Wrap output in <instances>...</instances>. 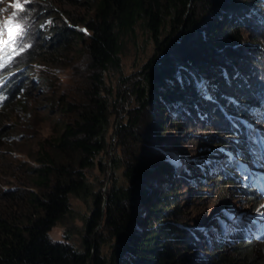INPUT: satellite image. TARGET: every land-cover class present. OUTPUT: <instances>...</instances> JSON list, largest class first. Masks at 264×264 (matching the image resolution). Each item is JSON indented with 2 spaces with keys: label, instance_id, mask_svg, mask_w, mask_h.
<instances>
[{
  "label": "trees",
  "instance_id": "1",
  "mask_svg": "<svg viewBox=\"0 0 264 264\" xmlns=\"http://www.w3.org/2000/svg\"><path fill=\"white\" fill-rule=\"evenodd\" d=\"M192 1L200 4L202 10L193 18L189 15L185 19L194 5ZM257 2L44 0L42 5H38L37 20L40 21L33 28L34 31L37 29L39 38L29 54L26 50L17 53L18 56L26 54L31 57L30 61L21 63V67L26 68L19 77L20 99L11 101L0 111V149L5 148L11 139V134H6L2 125L15 107L14 102L20 104L21 99H28L35 85L40 86V82L31 81L33 71L28 69L33 65L54 64L56 58L67 57L72 52L78 54L80 62L73 68L76 83L66 99L61 100L64 119L54 129L53 135L40 141L35 164L26 165L30 180L23 182L13 175L15 186L0 190V264H180V248L189 250L204 246L203 240H199L200 235H194V240L185 237L188 233L186 225H181L177 216L180 212L179 202L174 197L177 189H172L177 183L172 180L173 168L161 155L157 166L159 182L171 183L172 187L160 185L151 195L143 196L144 185L135 198L134 178L148 152L144 158V153L135 156L132 165L124 162L121 153L138 145H141L142 152L147 147L142 139L143 129H131L138 122H130V129L121 125L117 130L112 162L114 177L105 193L107 204L103 192L95 190L87 171L98 168L107 173L109 169L106 156L111 146L112 117L119 114L118 99L122 97L120 80L111 86L106 75L121 72L122 57L128 43L136 38L138 28L156 34L167 29L171 21L177 23L179 30L185 25L183 34L165 56L157 59L145 82L135 86L133 109L153 106L169 112V115L170 109L178 103L183 111L180 113L187 120L191 118L193 121L187 116V109L193 117H207L204 124L212 123L210 114L217 117L222 137L213 140L214 145L208 148L205 160L191 164L186 174L190 181L200 184L201 180L206 181V162L222 164L215 160L216 153L244 149L245 120H249L245 101L238 104L228 98L224 87H230L234 96L245 89H251L253 93L250 83L260 73L264 74V43L258 40L264 36V15L260 10L252 9ZM222 3L225 4L220 8ZM260 7L263 8L264 3ZM219 9L225 10L219 13ZM202 25L203 31L197 35ZM246 25L252 28L253 35L244 37L242 30ZM173 51L178 52V58L170 57ZM41 80L43 85H48L47 77H41ZM197 80L205 84L203 89L196 86ZM210 94L215 96L217 103ZM125 137L133 142L127 144ZM217 157L221 161L225 155L217 154ZM120 170H123L124 178L115 176ZM214 172L222 180L225 178L237 185L224 182L235 189L230 194L242 191L237 182L241 186L243 183L236 168ZM73 195L89 204L91 209L84 220L83 250L69 241H53L49 236V232L64 223L72 212L70 196ZM224 196L227 198L229 193ZM137 199L148 215L143 222L145 230L139 237L130 236L131 218L121 222L124 212L131 205L136 207ZM234 208L235 204L230 203V199L217 207L214 213L217 222L229 225L226 216L234 213ZM166 210H169L167 214L164 213ZM170 213H173L174 220L168 219ZM108 228H112L116 241L112 245V255L106 257L103 251L105 239L100 229ZM205 242L213 249V256L226 250L220 241L217 245L212 244L208 230ZM257 245L253 242L237 244L234 247L236 255L230 259L221 256L212 261V254L205 259L199 256L197 264H262L255 259ZM123 247L126 253L121 256Z\"/></svg>",
  "mask_w": 264,
  "mask_h": 264
},
{
  "label": "rangeland",
  "instance_id": "2",
  "mask_svg": "<svg viewBox=\"0 0 264 264\" xmlns=\"http://www.w3.org/2000/svg\"><path fill=\"white\" fill-rule=\"evenodd\" d=\"M42 2H44V0H3V2L0 3V9H3V11H0V30H2L7 20L16 22V16L14 14L25 15V20L27 22L26 27L28 29L26 42L30 44V47L25 48L28 54L32 45H35L37 37L39 38L37 29L35 28L34 31L33 26L37 25L38 21H40V19L37 20L39 15L37 7L38 5H42ZM17 3L21 5L20 8L16 7ZM262 3L264 2L258 0L257 4L252 6V9L260 10V14L264 15V7H260ZM193 4L192 1V5ZM224 4L225 3H222L220 8ZM225 9H219V13L224 12ZM201 10L202 6L200 4H194L189 14L185 16V19L189 15H191L190 18H193ZM180 17L181 14L178 18L180 19ZM241 26H243V24ZM203 27L204 25L200 27L201 30L197 31V35L203 31ZM245 27L246 28L242 30L244 37L250 34L253 35L252 28L248 25ZM184 30L185 25L182 28L180 26L179 30V26L173 21H171L169 27L163 29L161 33L150 34L143 28H138L136 38L128 43L125 54L122 57L121 72H111L106 75V81L111 86H115L120 80L118 83L122 91V97L118 99L119 114L112 117L113 125L110 131L111 146L109 154L106 156L109 169L107 173H102L98 168H94L88 170L87 175L95 187V190L97 192H103L104 199H106L105 204H107L108 200L105 193L111 179L114 177L112 174V162L115 155L113 147L117 141V130L121 125L127 126V129H130V122H138V125L131 129H138V127L139 129H143L144 136L142 139H144L147 147L143 152L141 151V145H138L133 147L129 152L121 153L123 160L125 163L132 165L135 156L144 153V158L146 152H148L146 163L142 168L145 185L143 196L151 195L160 185L163 187H172L171 183L162 184L159 182L160 174L157 166L158 163L161 162L160 155L169 163L171 168H173L171 174L172 180L177 183L172 189H177V192L174 193L175 201L178 200V205H180V212L177 216L181 225H186L188 233H185V237L186 239L191 238V240H194L193 236L197 234L201 236L199 240L202 239L204 242V246L201 248L194 247L189 250H182L180 248V264H197L199 256L205 259V257L211 256L210 254H212V261H216L221 258V256L230 259L236 255L234 247H230V241H226V236L218 234L219 223L214 213L217 207H220L226 201H229V199L230 203L235 204V208H244L246 197L242 192L230 194V191L235 189L230 188L224 182L231 183L235 187H237V185L227 181L225 178L222 180L219 176L217 177L214 171H220L222 168H230L228 167L229 164L227 165L224 163V160H228L229 162L234 161L235 165H239V170L242 169V175L238 174V177L243 183L247 181V171L241 165L240 155L237 149L224 150L215 155V160H218V162L224 165L206 162V181L200 179V184L190 181L186 174L191 164L204 161L208 148L214 145L212 144L214 143L213 140L217 137H222L220 131L222 127L221 125L217 127L219 123L217 117L210 114L213 124L211 122L204 124L203 120L207 117H193L187 109V116L192 117L193 121H191V118L187 120L186 116L180 113L183 111L180 110V105L178 103L172 107L173 109H170L171 113L169 115V112H163L161 108H155L153 106L141 109L138 108L136 110L133 109L135 103V86L145 82L146 77L155 67L157 59L165 54L166 50L163 49L167 45L168 47L166 49H168L171 44L177 41V38L183 34ZM258 40L264 43V36L258 38ZM38 43H40L39 39ZM178 56V52L173 51L170 53V57L172 58H178ZM221 56L222 55L218 57V60ZM29 58L31 59L30 56L28 57L25 55L21 59V63L25 64L30 61ZM79 62L80 57L78 54L72 52L68 54L67 57L63 56L56 58L54 64L48 66L33 65L28 69L33 71V74L30 75L31 81L33 83L40 82V86L39 84L35 85L34 90L28 94V99L24 101L21 99L22 102L20 104L14 102L15 107L8 113L9 116H7L2 125L5 129V133L11 134V139L8 140L5 148L0 149V190H7L15 186L13 175L23 182L30 180L26 165L33 166L35 164L34 160L39 151L40 141L53 135L54 129L59 122L64 119L61 100L66 99V95L70 88L76 83L73 68L77 66L76 64ZM21 63L18 67H21ZM25 68L17 71L19 77L24 72ZM41 77L48 78V85H43L41 83ZM195 83L196 86L201 89L205 86L200 80H197ZM251 87L264 90L263 73H260L255 80L250 83L249 88ZM224 89L225 95L235 100L238 104L243 103L251 94V89H245L239 90L237 96H234L230 87L225 86ZM209 90L210 89H208V91ZM210 97L212 100H215L216 103L218 102L213 94H210ZM22 105H24V107ZM125 142L130 144L133 141L125 137ZM229 152L230 155H228ZM226 153L227 156L219 161L217 154L225 155ZM117 175L119 178H124L123 170L118 171L115 176ZM202 177H204V175H202ZM216 178H218V180H216ZM228 178L232 179L231 177ZM237 183L240 187V183ZM227 193H229V196L226 198L227 195H224ZM70 203L72 212L64 223L58 224L49 232V236L53 241H69L77 247V249L83 250L82 233L84 231V220L89 216L91 209L89 204L74 195L70 196ZM133 207L131 205V207L124 212L121 222L127 217L131 218L130 236L139 237L145 230L143 222L146 221L148 215L142 210L140 200L138 201L137 199V205L134 209ZM171 209L173 210L174 208ZM168 211L169 210H166L164 213L167 214ZM172 214L173 213H170V215H168V219L174 220ZM244 215V211L231 213L229 215V225H237ZM103 225H105L104 222ZM206 230L209 231L212 244L217 245L220 241V243L225 246V252L220 251L216 254L217 256H213V249L205 242ZM100 231H102V235L105 239L103 249L104 255L106 257L111 256L113 252L112 245L116 241V238L112 235L113 230L112 228H108L100 229ZM195 241L197 242L196 239ZM125 247L122 248L121 256L126 253ZM255 247H259L256 248V261H260L264 264V246L257 245Z\"/></svg>",
  "mask_w": 264,
  "mask_h": 264
},
{
  "label": "clouds",
  "instance_id": "3",
  "mask_svg": "<svg viewBox=\"0 0 264 264\" xmlns=\"http://www.w3.org/2000/svg\"><path fill=\"white\" fill-rule=\"evenodd\" d=\"M15 25H18L15 21L7 20L2 27V30H0V97L5 98L0 99V111L3 110L11 101L20 99V97L18 96V94L21 93L19 74H17V71H15V69L20 65L21 59L26 54L18 56L17 53L23 52L25 51V49L23 51H20L15 43L9 42L11 41L8 37L9 32L16 30L14 27ZM21 28L22 25L21 27H19V29ZM9 59H13L10 65L6 64L7 60ZM249 99L253 101L258 100L260 101V103H263L264 90L261 91L258 88H254L253 93L250 94ZM244 196L246 197V200H249L247 198V195ZM246 203L249 205L247 201L245 202V204ZM254 212L257 213L258 216H260L262 214L260 206H255ZM257 244L264 246V243Z\"/></svg>",
  "mask_w": 264,
  "mask_h": 264
},
{
  "label": "snow or ice",
  "instance_id": "4",
  "mask_svg": "<svg viewBox=\"0 0 264 264\" xmlns=\"http://www.w3.org/2000/svg\"><path fill=\"white\" fill-rule=\"evenodd\" d=\"M3 0H0V3H2ZM17 8H20L21 5L19 3L16 4ZM0 11H3V9H0ZM16 16V23L18 25H24V27L19 31V34L15 40H11L9 42L15 43L17 47L20 49V51H23L25 48L30 47V44L26 42V37L28 35V29L26 27V20L24 14H14ZM48 23H51V21H48ZM81 31H87L86 29H82ZM9 35L11 36V32H9ZM0 99H5L3 97H0ZM264 207V206H261Z\"/></svg>",
  "mask_w": 264,
  "mask_h": 264
},
{
  "label": "water",
  "instance_id": "5",
  "mask_svg": "<svg viewBox=\"0 0 264 264\" xmlns=\"http://www.w3.org/2000/svg\"><path fill=\"white\" fill-rule=\"evenodd\" d=\"M172 45H173V44H171L170 47H171ZM170 47L166 50L165 54H163L161 57L165 56L166 53L169 52ZM161 57H160V58H161ZM156 68H157V67H156ZM158 68H159V66H158ZM160 69H161V68H160ZM159 71H160V70H159ZM159 71H158V72H159ZM154 84H155V81H153V85H154ZM145 163H146V160L143 161V166H144ZM143 166L140 167L138 173L136 174V176H135V178H134V182H135V183L133 184V187H134V191H135V198H136V196H137V193H138V192L142 189V187L144 186V177H143L142 172H141Z\"/></svg>",
  "mask_w": 264,
  "mask_h": 264
},
{
  "label": "bare ground",
  "instance_id": "6",
  "mask_svg": "<svg viewBox=\"0 0 264 264\" xmlns=\"http://www.w3.org/2000/svg\"><path fill=\"white\" fill-rule=\"evenodd\" d=\"M23 78H24V76H23ZM31 86V85H30ZM36 89V88H35ZM234 123V122H233ZM232 153H233V151H232ZM239 154V153H238ZM228 155H230V152L228 153ZM227 156V153L225 154V157ZM233 160H234V156H233ZM227 161V163H225V164H229L228 165V167H234V168H236L237 169V171H238V174L239 175H242V169L241 170H239V165H235L234 164V161H231V162H229L228 160H226ZM236 166V167H235ZM233 170V169H232ZM244 170V169H243ZM242 183H243V181H242ZM245 183H243V185H244ZM230 215V214H229ZM229 215L228 216H226L228 219H229ZM229 221V220H228ZM226 222V221H225Z\"/></svg>",
  "mask_w": 264,
  "mask_h": 264
}]
</instances>
